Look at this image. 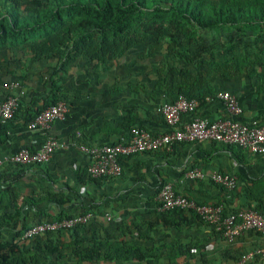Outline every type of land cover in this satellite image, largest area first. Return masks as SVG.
<instances>
[{"label":"crops","instance_id":"0c3cea01","mask_svg":"<svg viewBox=\"0 0 264 264\" xmlns=\"http://www.w3.org/2000/svg\"><path fill=\"white\" fill-rule=\"evenodd\" d=\"M11 54V51L0 52V88L5 94L16 95L19 105L5 133L0 127V159L20 148L37 149L47 136L65 144L44 164L20 166L4 162L0 166V192L8 189L5 199L14 200L21 211L20 225L29 226L60 215L91 210L92 221L78 238L89 239L95 232L103 238L115 236L146 248L174 243L192 245L189 253L177 257V264H237L242 253L264 246V239L252 231L228 242L203 222L180 229L162 226L150 229L146 224L157 218V194L160 185L166 182L198 204L219 203L226 211L256 208L264 215V155L206 140L182 142L170 152L160 150L121 157L122 170L117 177L91 178L86 172L89 158L71 145L74 140L86 145L115 143L126 138L129 128L135 126L155 135L167 131L158 108L170 100L169 86L178 77L168 75L163 50L140 44L104 64L79 57L57 82L58 96L67 104L66 115L51 122L46 130H29L25 120L51 94L50 76L55 63L52 59L24 58L20 53L15 55L17 62H13L8 60ZM12 82L19 86L9 90L7 86ZM209 87L235 94L243 108L239 118L246 122L257 120L264 126V87L256 77L243 72L230 80L212 79ZM205 97L196 99L199 115L209 120L227 117L220 101H207ZM187 119L188 114H184L182 120ZM78 132L80 138L76 137ZM193 168L202 170L204 177L200 180L185 177ZM214 171L233 174L237 186L227 190L213 183L210 173ZM45 193H60L70 201L57 205L42 200ZM29 197L38 202L27 203L25 200ZM119 224L132 229L137 224L140 233L133 230L132 234L121 236L117 230ZM51 237L69 244L73 242L69 232ZM36 239L18 238L17 242L28 248ZM156 263L167 264L168 260L162 258ZM93 264L146 263L96 260ZM247 264L264 262L255 259Z\"/></svg>","mask_w":264,"mask_h":264},{"label":"trees","instance_id":"16d2710c","mask_svg":"<svg viewBox=\"0 0 264 264\" xmlns=\"http://www.w3.org/2000/svg\"><path fill=\"white\" fill-rule=\"evenodd\" d=\"M253 29L264 33V0H0V52L11 51L8 60L13 62L20 53L24 58L52 59L55 63L50 76L51 94L38 111L26 117L27 123L61 100L57 82L79 57L104 64L140 44L163 50L168 75L178 77L169 86V101L180 96H214L218 90L209 87L212 79L230 80L243 72L256 77L264 87V46L256 50L252 46L253 36L248 31ZM215 30L223 31L222 40H200L201 31ZM17 109L11 120L0 124L3 133ZM7 192H0V264H57L67 256L77 264H93L96 260L157 264L162 258L168 260L167 264H177V257L189 253L192 247L174 243L146 248L115 236L103 238L95 232L89 239L78 238L91 220L86 225L47 232L25 248L17 240L27 226L20 225L21 211L14 200L5 199ZM41 199L57 205L70 201L60 193H45ZM25 201L34 205L38 202L32 197ZM196 222L203 221L194 210L175 208L158 212L155 221L146 224L150 229H180ZM117 230L123 236L133 230L140 233V226L134 224L132 229L119 224ZM64 232L70 233L71 244L51 237Z\"/></svg>","mask_w":264,"mask_h":264},{"label":"built area","instance_id":"2783aa9c","mask_svg":"<svg viewBox=\"0 0 264 264\" xmlns=\"http://www.w3.org/2000/svg\"><path fill=\"white\" fill-rule=\"evenodd\" d=\"M19 83L12 82L7 88H18ZM218 100L222 103L227 117L209 120L196 112L199 104L196 99L180 96L175 101L164 102L158 111L168 126L167 131L152 134L142 127H132L128 136L115 143L102 145H86L74 140L71 145L79 149L89 158L86 172L91 178L117 177L121 173L120 158L139 153H153L160 150L170 152L182 142L211 141L227 145H234L242 150L264 155V126L257 120L243 121L239 117L243 108L235 94L220 90L214 96H207L205 100ZM19 105L18 97L4 93L0 88V124L14 117ZM68 108L65 101L57 103L40 111L28 124L29 130L48 129L54 120L63 119ZM188 114L187 120L182 116ZM81 134L76 133L80 138ZM65 144L58 139L47 136L37 149L20 148L16 152L0 159V166L6 162L15 165H37L48 162ZM185 177L190 180H200L204 177L202 170L193 168L186 172ZM210 180L233 190L237 186V178L233 174L211 172ZM157 211H167L175 208L194 210L201 220L219 232L228 242L233 241L244 232L252 231L264 239V215L253 208H240L225 211L222 204H198L184 194L177 193L169 182L163 183L158 190ZM92 212H80L53 218L27 226L19 236V240H34L47 232L61 229H71L77 225H86L93 218ZM106 217H110L107 214ZM264 262V246L256 247L242 253L237 264H247L252 260Z\"/></svg>","mask_w":264,"mask_h":264},{"label":"rangeland","instance_id":"374dc122","mask_svg":"<svg viewBox=\"0 0 264 264\" xmlns=\"http://www.w3.org/2000/svg\"><path fill=\"white\" fill-rule=\"evenodd\" d=\"M253 36L251 40L252 46H255V50L258 47L264 46V33H261L258 29H253L248 31ZM199 38L204 43H214L218 40L223 39V31L215 30V31H201L199 33ZM257 70H260V67H257ZM68 252V250H67ZM57 264H77L76 260L70 256L64 257Z\"/></svg>","mask_w":264,"mask_h":264}]
</instances>
